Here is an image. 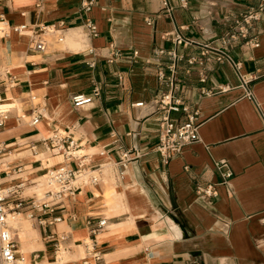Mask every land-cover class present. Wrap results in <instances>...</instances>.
<instances>
[{"label": "crops", "instance_id": "0c3cea01", "mask_svg": "<svg viewBox=\"0 0 264 264\" xmlns=\"http://www.w3.org/2000/svg\"><path fill=\"white\" fill-rule=\"evenodd\" d=\"M80 2L45 0L38 8L35 0H0L3 185L22 181L37 194L54 189L47 186L46 172L66 162L43 142L54 130L68 131L76 143L77 157L69 166L80 161L101 172L97 185L64 198L63 209L44 216L35 212L32 225L21 217L25 211L20 213L22 236L18 229L12 233L19 259L46 264L67 253L63 264H80L87 257L81 243L88 237L87 220L106 218L96 236L98 264H264V15L249 30L257 47L238 40L229 48L241 63L240 73L250 78L253 100L243 96L237 74L226 63L209 62L200 82L201 68L194 65L186 75L187 64L180 61L179 95L199 111L201 141L168 159L152 149L157 135L152 100L166 89L156 74L167 75L171 62L157 51L186 53L165 34L176 24L185 26V37L215 40L228 30L224 18L254 9L261 0H186L185 6L170 0L172 19L163 15L161 0H94L85 14ZM84 17L96 25V37L88 35ZM58 21L65 29L40 35L51 39L46 50L31 51L30 40L41 26ZM18 26L25 28L17 32ZM117 51L120 56L114 57ZM200 88L213 93L201 95ZM77 93L91 101L74 107L71 96ZM34 107L43 116L30 126L27 117ZM218 160L226 161L232 173L227 186L217 185L216 196L200 195L206 185L220 182ZM55 216L62 219L52 222ZM49 232L68 235L60 242L65 252H54L45 239Z\"/></svg>", "mask_w": 264, "mask_h": 264}, {"label": "built area", "instance_id": "2783aa9c", "mask_svg": "<svg viewBox=\"0 0 264 264\" xmlns=\"http://www.w3.org/2000/svg\"><path fill=\"white\" fill-rule=\"evenodd\" d=\"M45 0H35V6L41 7ZM163 4L162 13L166 17L173 18V6L170 0H161ZM94 4V0H81L80 13L85 14L89 12ZM181 6L186 5V0H180ZM264 15V0L257 5L256 8H251L247 12L233 16L222 21L223 24L228 26V30L219 38L212 41H198L193 38H188L182 35L181 30L185 26H177L174 24L173 29L166 33V37L177 47H181L186 50L185 54L178 53L174 49L163 50L159 49L157 55L165 54L171 61L168 65V74L163 71H157V79L160 83L166 86V89L162 91L157 97L152 100L153 112L157 119V135L153 145V150L157 152L162 158L168 159L172 156L180 154L182 149L190 144L200 142L199 128L202 124L200 120L199 111L195 108H191L187 102L179 95L181 79L177 76V63L185 61L187 68L184 73L188 75L192 66L196 65L201 68L199 72V81L204 82L205 74L203 69L206 65L213 61L216 63H226L237 74L239 83L238 88L243 91V96L249 100H253V95L248 84L250 78L243 76L240 73L241 63L235 60L229 52V48L238 40H242L243 46L247 48H254L259 45L258 40L255 37L249 36V30L253 25V22L260 19V16ZM0 20H3L0 15ZM146 22H150L149 18H146ZM82 23L85 26L88 35L90 37H96L98 30L94 22L84 17ZM65 23L58 21L56 23L46 24L41 26L40 32L30 40L29 49L33 52H43L46 50L48 40L40 35H53L61 32L65 29ZM25 26H18L15 28L17 32H21ZM56 40L61 42L63 37L56 35ZM114 57L120 56V53L114 52ZM93 66V62L89 63ZM213 93L210 89L200 88V94L204 96L211 95ZM96 89L93 90V95H97ZM34 99V96H31ZM71 101L74 107H81L91 101V97L84 96L83 94H74L71 97ZM135 106L143 105V102H137ZM179 115L182 119L177 117ZM43 116L41 108L34 107L31 110L30 115L27 117V123L30 126H36ZM6 119V112L0 110V127L3 126ZM46 146L50 150H56L62 154L66 162H63L51 170L46 172L48 184L55 186L54 189L46 190L41 197H26L22 195V189L24 183L22 181L16 184H10L4 186V182L0 176V264H18L17 260L22 258L16 252L15 241L9 232V226L6 222V216L9 211L13 213H21L25 211L28 218H35V212H39L44 216L57 209H63L61 203L64 198L73 196L74 194L82 191L85 187L97 185L100 181L99 167H88L82 162H78L75 168L68 165V161L77 157L75 154L76 143L69 138L68 131L62 132L54 130V132L47 139H44ZM117 150H121V144L119 140H116ZM1 154V148H0ZM122 160V158H121ZM214 167L219 173L221 180L219 183L208 184L201 191L200 195L206 197H213L217 195L216 186H227L228 179L232 175L230 169L227 166L226 161L218 160L214 161ZM1 174V163H0ZM11 200L13 206L9 208L8 201ZM62 219L61 216H55L52 218V222H59ZM41 225H45L44 220H39ZM88 224V237L81 243L84 248V252L87 257L81 258L80 264H90L91 259L94 264H98L102 260L101 250L98 246L96 236L106 227V218H99L95 222L87 220ZM68 235L65 232L57 234L49 232L45 235V239L52 243L54 252L59 251L60 242L66 240ZM77 261H72L73 264H77Z\"/></svg>", "mask_w": 264, "mask_h": 264}, {"label": "bare ground", "instance_id": "6f19581e", "mask_svg": "<svg viewBox=\"0 0 264 264\" xmlns=\"http://www.w3.org/2000/svg\"><path fill=\"white\" fill-rule=\"evenodd\" d=\"M1 26H2V23L0 24V29H1ZM48 184V182H47ZM49 188H55L54 185L52 184H49L47 185ZM38 189L40 190V187H38ZM38 191V190H37ZM11 208V207H9ZM11 212V213H10ZM19 216H20V213H13L12 211H9L7 213V216H6V222H7V225L9 226V232L13 238V235L11 233V229H18V231L20 230V223H19ZM21 234V232L19 231V235ZM66 249H64L63 247L60 248L59 252L57 253V255L61 254L62 252H65ZM68 258V255L67 253L63 254V256L58 259L56 262H49V263H46V264H63ZM17 263L18 264H26V261L25 260H22V259H18L17 260Z\"/></svg>", "mask_w": 264, "mask_h": 264}, {"label": "rangeland", "instance_id": "374dc122", "mask_svg": "<svg viewBox=\"0 0 264 264\" xmlns=\"http://www.w3.org/2000/svg\"><path fill=\"white\" fill-rule=\"evenodd\" d=\"M49 41H51V39L50 38H47ZM37 181V180H36ZM36 181H35V183H36ZM34 183V184H35ZM34 184H32V185H34ZM102 184H103V182H102ZM27 186H29L28 184H27ZM26 187H24L23 188V195L24 196H32V195H34V196H36V197H41L42 195V193L44 192V191H42L40 194H37L36 192H34V191H27L26 189H25ZM46 188L44 187V189L43 190H45ZM108 196H109V194H108V192L107 191H105V197H106V203H108V204H110V201L108 200ZM8 203L10 204L11 203V201L9 200L8 201ZM21 217L24 219V220H27L31 225H32V220L30 219V218H28L27 216H26V214H21ZM19 220H20V216H19ZM13 230L14 229H11V233H13ZM15 232V231H14ZM15 234H16V232H15ZM20 236H22V234H20ZM15 237H17V234L15 235Z\"/></svg>", "mask_w": 264, "mask_h": 264}, {"label": "water", "instance_id": "95a60500", "mask_svg": "<svg viewBox=\"0 0 264 264\" xmlns=\"http://www.w3.org/2000/svg\"><path fill=\"white\" fill-rule=\"evenodd\" d=\"M72 97V96H71Z\"/></svg>", "mask_w": 264, "mask_h": 264}]
</instances>
